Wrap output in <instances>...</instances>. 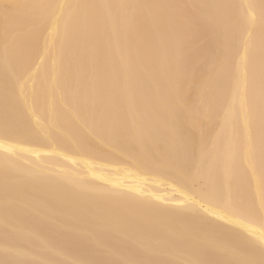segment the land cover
<instances>
[{"label":"bare ground","instance_id":"bare-ground-1","mask_svg":"<svg viewBox=\"0 0 264 264\" xmlns=\"http://www.w3.org/2000/svg\"><path fill=\"white\" fill-rule=\"evenodd\" d=\"M4 3L0 259L261 264L264 0Z\"/></svg>","mask_w":264,"mask_h":264},{"label":"snow or ice","instance_id":"snow-or-ice-1","mask_svg":"<svg viewBox=\"0 0 264 264\" xmlns=\"http://www.w3.org/2000/svg\"><path fill=\"white\" fill-rule=\"evenodd\" d=\"M22 7L21 5H12V4H0V8H2L7 15L8 11L12 8H18ZM52 7H58L61 10L68 8V9H82L85 10V12L89 9H93L96 7H104L107 9H147L150 11H153L156 15L154 16L155 20H159L160 16L159 13L165 11V10H171V9H180L183 8V5L178 4H106V5H94V4H76V5H66V4H59ZM241 9H247L249 11V16L252 20H255V16L251 13V9L254 7L251 4H241L239 5ZM72 17L71 14H69L68 20L65 21V30H69L70 21ZM261 19L264 21V10H262L261 13ZM173 87H176V85H173ZM244 112L246 115V127L248 128V144H249V152L251 153L252 146L254 143V137L252 134V125L256 121L257 117L259 119V145H260V160H259V166H260V176L261 180L264 181V63H262L261 66V80H260V90H259V98L258 103L254 100L251 103L247 102V99L245 100V104L243 105ZM253 173L255 174V166L253 165ZM264 208V206H262ZM261 246L264 248V238H261ZM9 249H5V253L7 254ZM0 264H25L23 261L14 260V259H0ZM92 264H109V262L106 261H95L92 262ZM123 264H130V262H123ZM136 264H148V262H136ZM186 264H223V262H213V261H189L186 262ZM244 264H254L253 261H246ZM261 264H264V261H261Z\"/></svg>","mask_w":264,"mask_h":264}]
</instances>
